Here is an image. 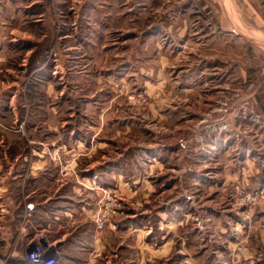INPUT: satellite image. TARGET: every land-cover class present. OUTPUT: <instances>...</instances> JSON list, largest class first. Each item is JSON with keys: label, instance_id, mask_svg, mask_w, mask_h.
<instances>
[{"label": "rangeland", "instance_id": "rangeland-1", "mask_svg": "<svg viewBox=\"0 0 264 264\" xmlns=\"http://www.w3.org/2000/svg\"><path fill=\"white\" fill-rule=\"evenodd\" d=\"M255 131L264 139V0H0V145L18 151L10 250L49 239L27 202L78 185L85 160L68 150L97 148L118 151L135 185L92 196L94 234L131 204L144 213L135 244L163 248L148 264H264Z\"/></svg>", "mask_w": 264, "mask_h": 264}, {"label": "crops", "instance_id": "crops-1", "mask_svg": "<svg viewBox=\"0 0 264 264\" xmlns=\"http://www.w3.org/2000/svg\"><path fill=\"white\" fill-rule=\"evenodd\" d=\"M251 138L255 147L260 148L264 142L263 138L258 137L256 131ZM77 141L78 145L87 143L85 138ZM259 148H252L250 152L245 149L246 156L250 155L254 158L255 154H261L262 151ZM70 152L75 160L78 157L85 160L83 167L78 170L80 175L77 179L78 185H72L67 189L68 182H61L57 184L52 194L48 193L45 198L39 201L30 200L26 204L30 218L39 219L42 230L45 229L47 232L49 239L44 243L48 246L49 253L56 255L58 260L62 261L58 264H92V261L95 263L98 261V264H148L151 256L155 257L163 248L152 249L150 246L141 247L140 243L138 246L135 244L136 235L140 237L138 226L141 219H144L140 216L144 214L143 212L136 211L130 204V212L128 211L117 221V230L105 228L95 234L92 231L93 223L87 219L88 205L93 201V195L96 197L100 194V187L108 185L119 189H128L132 185L134 187V180L126 181L120 178L122 174L118 165L120 153L112 150L99 152L97 148L76 153L73 152V148H70L68 153ZM75 164L76 162L73 165ZM40 169L42 168L38 166L31 167V174L39 175L46 170ZM38 189V186H35L25 196L34 199ZM126 201L129 203L128 200ZM181 201L179 199L173 202L177 205ZM17 230L18 151L7 152L0 145V256L12 252L9 246L14 236L18 234ZM149 232L150 229H147L145 235ZM89 233L94 235L88 238ZM85 240H90L94 248L87 247V250L83 248L82 243ZM84 251L88 252L87 255H91L84 258L86 254ZM11 260L13 261L10 264H27L20 260Z\"/></svg>", "mask_w": 264, "mask_h": 264}, {"label": "built area", "instance_id": "built-area-1", "mask_svg": "<svg viewBox=\"0 0 264 264\" xmlns=\"http://www.w3.org/2000/svg\"><path fill=\"white\" fill-rule=\"evenodd\" d=\"M258 193L264 194V184L258 192H255L256 195ZM105 196L107 200H111L110 195L106 194ZM113 212V208L100 209L94 216L95 225L101 228ZM9 259L20 260L27 264H58L57 256L49 253L48 246L37 234L28 239L22 250L15 248L10 254L0 257V264H8Z\"/></svg>", "mask_w": 264, "mask_h": 264}, {"label": "bare ground", "instance_id": "bare-ground-1", "mask_svg": "<svg viewBox=\"0 0 264 264\" xmlns=\"http://www.w3.org/2000/svg\"><path fill=\"white\" fill-rule=\"evenodd\" d=\"M229 17V16H228ZM231 19V18H230ZM237 33V32H236Z\"/></svg>", "mask_w": 264, "mask_h": 264}]
</instances>
